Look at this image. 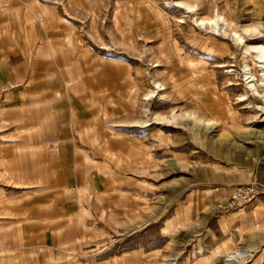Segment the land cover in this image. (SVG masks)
Here are the masks:
<instances>
[{
    "label": "rangeland",
    "instance_id": "1",
    "mask_svg": "<svg viewBox=\"0 0 264 264\" xmlns=\"http://www.w3.org/2000/svg\"><path fill=\"white\" fill-rule=\"evenodd\" d=\"M262 46L264 0H0L3 67L55 87L51 127L0 122V264H264Z\"/></svg>",
    "mask_w": 264,
    "mask_h": 264
},
{
    "label": "crops",
    "instance_id": "2",
    "mask_svg": "<svg viewBox=\"0 0 264 264\" xmlns=\"http://www.w3.org/2000/svg\"><path fill=\"white\" fill-rule=\"evenodd\" d=\"M53 47L55 46H51L50 48L53 49ZM37 51H39L38 49H40L39 47H36ZM54 53V51H53ZM22 58L24 59V63H28L30 64L28 66V68H25L23 65L19 66H15L13 67L12 71L10 73L7 72V69L5 67H3L2 62L0 60V75L5 74L6 77L9 76V74H11V76H13L15 79H17V81H21V79L23 78V76L27 75L26 78L29 79V81H35L37 80V87H35V93L33 94V96L29 97L26 101L21 102L20 105L18 106V110H10L9 108L5 109L4 104H0V122L2 121H12V122H16L19 124V126L21 128L27 126V125H36V124H43L46 127H51L52 125V121L50 120V115L49 112L47 111V109H35L36 105L38 103H40V101L42 100L38 95H39V91L41 90H49V89H53L55 88L54 85L50 82L44 81V80H39L41 77L45 78L48 75V72H42V68H40V65L35 61L33 63H30V58L27 57V55L22 52ZM63 64L62 61L58 60V67L59 69H62L60 67H62L61 65ZM80 68L75 67L74 71H78ZM80 71V70H79ZM41 78V79H42ZM66 81V79H65ZM64 84H67L66 82H63ZM41 89V90H40ZM57 97V93L54 95ZM45 99V97H44ZM6 106V105H5ZM34 152V151H33ZM24 160H25V156L22 155H18L15 156V158L12 160L14 163H16V167H18V169L23 170L25 167L24 164ZM257 174H255L256 179H258V181H261L262 184H264V167H261L260 169L257 170ZM231 187H224L222 189H220L218 192L215 193V195L217 196L216 200H222L228 197V195L231 192ZM213 201H215L214 198H212ZM212 201V202H213ZM106 205V204H104ZM105 206H103L104 208ZM102 208V207H101ZM23 211L26 210V206H23ZM54 216V215H53ZM102 228H104V230L101 229V233L108 232L107 228L105 227V225L102 226Z\"/></svg>",
    "mask_w": 264,
    "mask_h": 264
},
{
    "label": "built area",
    "instance_id": "3",
    "mask_svg": "<svg viewBox=\"0 0 264 264\" xmlns=\"http://www.w3.org/2000/svg\"><path fill=\"white\" fill-rule=\"evenodd\" d=\"M257 194L252 184L236 185L226 198L225 208H237L250 202Z\"/></svg>",
    "mask_w": 264,
    "mask_h": 264
},
{
    "label": "bare ground",
    "instance_id": "4",
    "mask_svg": "<svg viewBox=\"0 0 264 264\" xmlns=\"http://www.w3.org/2000/svg\"><path fill=\"white\" fill-rule=\"evenodd\" d=\"M206 22L211 24V22L213 23L214 20L213 21H206ZM204 23H205L204 20L200 19V24H204ZM258 58L259 59H264V46H262L261 48H258ZM262 70H264V68H262ZM251 76H252V73H250V75L247 78H250ZM262 76H264V75H262ZM251 81L252 80H249L248 83L251 82ZM249 86L250 87H254L255 85H254V83H251V84H249ZM219 108L220 107L218 106V103L217 104L213 103V104L208 105V106H203V110H209V111H213V112H221L222 110H221V108L220 109ZM261 110H264V108H261ZM202 122L204 123V125H208V123H209L207 120H203ZM233 253H235V252H232V254ZM229 257H231V255L228 256V258Z\"/></svg>",
    "mask_w": 264,
    "mask_h": 264
}]
</instances>
